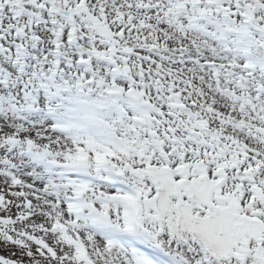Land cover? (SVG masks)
I'll use <instances>...</instances> for the list:
<instances>
[{
	"label": "snow or ice",
	"instance_id": "1",
	"mask_svg": "<svg viewBox=\"0 0 264 264\" xmlns=\"http://www.w3.org/2000/svg\"><path fill=\"white\" fill-rule=\"evenodd\" d=\"M0 264H264V0H0Z\"/></svg>",
	"mask_w": 264,
	"mask_h": 264
},
{
	"label": "trees",
	"instance_id": "2",
	"mask_svg": "<svg viewBox=\"0 0 264 264\" xmlns=\"http://www.w3.org/2000/svg\"><path fill=\"white\" fill-rule=\"evenodd\" d=\"M0 254H5L7 255L8 253L6 251H0Z\"/></svg>",
	"mask_w": 264,
	"mask_h": 264
}]
</instances>
